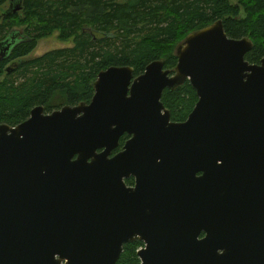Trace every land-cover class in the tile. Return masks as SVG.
Returning a JSON list of instances; mask_svg holds the SVG:
<instances>
[{
	"label": "water",
	"instance_id": "water-1",
	"mask_svg": "<svg viewBox=\"0 0 264 264\" xmlns=\"http://www.w3.org/2000/svg\"><path fill=\"white\" fill-rule=\"evenodd\" d=\"M19 36L0 42V60ZM253 47L218 20L186 37L175 70L112 66L90 103L0 124V264H117L136 240L142 264H264V58L251 64ZM187 81L199 100L175 122L163 93Z\"/></svg>",
	"mask_w": 264,
	"mask_h": 264
},
{
	"label": "trees",
	"instance_id": "trees-1",
	"mask_svg": "<svg viewBox=\"0 0 264 264\" xmlns=\"http://www.w3.org/2000/svg\"><path fill=\"white\" fill-rule=\"evenodd\" d=\"M18 2L22 8L13 11ZM218 20L229 37L253 41L246 59L260 64L264 0H0V42L20 32L11 52L0 60V124L17 126L40 105L50 113L90 103L99 73L112 66H132L139 76L164 57L166 68H175L178 58L166 49ZM56 32L74 45L27 58L39 39ZM198 100L189 81L165 89L162 97L175 122L186 121ZM129 137L121 138L115 153ZM134 183V178L127 180ZM142 247L140 240L126 244L117 264H142Z\"/></svg>",
	"mask_w": 264,
	"mask_h": 264
},
{
	"label": "rangeland",
	"instance_id": "rangeland-1",
	"mask_svg": "<svg viewBox=\"0 0 264 264\" xmlns=\"http://www.w3.org/2000/svg\"><path fill=\"white\" fill-rule=\"evenodd\" d=\"M185 39L177 41L173 46L167 48L166 50H171L170 54L177 57L178 47L184 43ZM73 45H74V42L72 39H68V40L60 39L59 33L56 32L54 34L49 35L48 37H42L41 39H39L37 42L36 48L28 55L27 58L35 59V58L43 56L44 54L50 51L60 49V48H65V47H71ZM161 60L166 61L164 57ZM169 69L175 70V68H169ZM18 83L22 84L24 83V81L18 80Z\"/></svg>",
	"mask_w": 264,
	"mask_h": 264
},
{
	"label": "bare ground",
	"instance_id": "bare-ground-1",
	"mask_svg": "<svg viewBox=\"0 0 264 264\" xmlns=\"http://www.w3.org/2000/svg\"><path fill=\"white\" fill-rule=\"evenodd\" d=\"M135 2V1H134ZM115 153V152H114Z\"/></svg>",
	"mask_w": 264,
	"mask_h": 264
}]
</instances>
